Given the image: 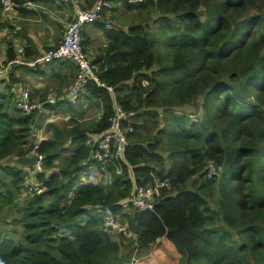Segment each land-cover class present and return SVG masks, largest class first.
Listing matches in <instances>:
<instances>
[{
  "label": "trees",
  "instance_id": "16d2710c",
  "mask_svg": "<svg viewBox=\"0 0 264 264\" xmlns=\"http://www.w3.org/2000/svg\"><path fill=\"white\" fill-rule=\"evenodd\" d=\"M1 1L0 33L6 23ZM15 1L22 17L37 13L26 8L28 0ZM97 1L82 0L86 9ZM121 3L138 16L157 13L156 30L144 23L128 31L105 29L107 14L113 17L116 8L102 13L94 24L105 30L107 44L91 61L105 87L91 82L78 100L92 103L101 117L91 129L79 119L83 111L73 112L72 125H52V136L38 149L45 159L42 171L16 166L14 159L31 154L30 133L44 115L19 110L15 86L0 90V218H10V231L0 228V264H112L117 258L130 263L134 250L123 252V235L120 242L111 239L103 228L105 214L119 217L147 254L159 240L141 264H264V0ZM152 31H158L156 38ZM83 38L88 52L85 32ZM156 39L172 47L170 64L162 61ZM25 53L35 54L34 43ZM6 54V62L17 56L13 44ZM108 87L124 110L138 113L134 132L128 134L125 160L109 164L107 182L81 184L82 173L97 166L88 136L98 138L111 126L114 97ZM239 97L257 103L243 104ZM195 101L203 112L200 122L173 113ZM205 157L229 166L217 208L208 198L220 182L206 178ZM129 166L140 186L153 184L154 177L168 183L154 210L123 207L133 193ZM31 185L43 191L33 194ZM219 216L228 226L218 225Z\"/></svg>",
  "mask_w": 264,
  "mask_h": 264
},
{
  "label": "built area",
  "instance_id": "2783aa9c",
  "mask_svg": "<svg viewBox=\"0 0 264 264\" xmlns=\"http://www.w3.org/2000/svg\"><path fill=\"white\" fill-rule=\"evenodd\" d=\"M60 5L69 6L74 12L73 19L65 27L61 42L55 46L44 50L35 57H26L25 48L20 47L17 49V56L12 60L5 63L0 62V79L6 78L14 69L20 66L30 67L36 70L38 66H43L53 62L63 63L70 62L77 68V75L73 85L67 92V101L71 103L78 102L80 96L84 92L89 83H95L97 86L105 87L94 71L91 58L88 52L85 51L83 45V32L87 25L94 24L102 19V13L113 9L114 4L126 2L128 4H141L145 0H98L94 8L86 9L83 6L82 0H50ZM117 1V2H116ZM116 2V3H115ZM120 2V3H119ZM1 18L5 22L7 19L15 16L18 11V4L15 0H2L1 1ZM26 5H32L31 0H28ZM105 29H111L112 24L104 21ZM146 84V82H145ZM114 97V115L111 118L110 128L100 135L98 138L95 136H88L87 145L94 149L93 156L97 166L90 168L81 175L80 183L95 182V177L101 173L108 171V166L114 160H125V152L129 146L128 134L134 132V124L138 115L135 111H126L117 102L115 92L112 87L107 88ZM54 100L38 101L32 100L31 92L29 89H22L17 97L15 106L21 110L25 115H42L49 111V103H54ZM39 132L42 130H32L31 135L38 137ZM42 138L39 145L33 147L31 155H37L39 160L33 167L34 170L42 171L44 164V156L38 153ZM129 170L133 178V193L130 200L123 204L126 210L133 209L136 212L154 210L155 204L162 196V189L168 187L165 181H159L154 177V183L151 185L140 186L134 177L132 167ZM97 171L98 173H93ZM121 169L117 170L121 174ZM222 172V166L208 161L204 173L208 179L214 176L219 177ZM30 192L41 193L43 189L38 185H31ZM103 228L110 234L124 235L126 238L131 237L132 233L128 230V226L121 223L118 217L105 214L103 216Z\"/></svg>",
  "mask_w": 264,
  "mask_h": 264
},
{
  "label": "rangeland",
  "instance_id": "374dc122",
  "mask_svg": "<svg viewBox=\"0 0 264 264\" xmlns=\"http://www.w3.org/2000/svg\"><path fill=\"white\" fill-rule=\"evenodd\" d=\"M52 3L57 4L55 2H52ZM122 4L123 3L115 4V8L116 9L112 13L113 17H110L111 14H109L107 19L105 20V22L111 23L113 28L117 27L118 29H123L125 31H128L130 26L138 25L139 23L147 24L148 27L151 30L155 29L154 20L158 17L157 13H155V12H146L142 16H138V14L136 15L135 11L128 10ZM36 9H37V11H36L37 13L40 14L41 11H43L44 14H41V16H40V15H37V13H36L34 16L33 15L25 16L26 18L17 17L16 20L14 19L15 21L13 20L14 21L13 24H15V27H13V31L12 32L14 33L15 29L17 27H20L21 29L19 31H16L17 33H14V34L17 35L16 39L20 40V39H22V35L20 34V32L23 30V26L24 25L26 27H28V28L31 25L32 26V30H35V27H36L35 25H40V27H39L40 32L44 33V31L46 29V41L47 42L44 43L45 36L43 34H42V36H38L39 41L44 43L43 49H45L46 45H49L52 42H56V40L59 38V35H61V38L63 37V34L65 32V27L73 19L74 12H73L72 8L69 11L65 7H60L59 5H53V4H48L47 6H45V10H40L39 11L37 7H36ZM38 16L41 18L40 22H37V20H36V17H38ZM10 23H12V21H10ZM41 25L43 26V28H41ZM60 26L62 27V29L60 28ZM39 30H37V31L39 32ZM92 30H94L95 33H97V34L102 32V35H101L102 37H101L100 40H97V42H93V44L91 43V45H89L91 50H88V54H89L91 60L93 59L96 50H98V48H103L107 44V37H106V34H105V30H102L99 27H97V29H95L94 25H87L85 27V31L87 32L88 36H89V34L92 33L91 32ZM152 32H153L154 37L156 38L157 35H158V31H152ZM95 33H94V35H95ZM103 35H104L105 38L103 37ZM98 37H100V36H97L96 38H98ZM105 40H106V43H105ZM156 43H157V49L159 50V52L162 55V57H161L162 61L164 63H169L170 64V60H171L170 59V54L172 52V47L169 44L161 43L158 39H156ZM100 50H99V52H100ZM89 51H91V52H89ZM53 67L56 68V65H54ZM70 68L73 69L74 72L77 73V70L75 69V66L73 64H72V66H70ZM184 82H185L186 85H191L192 84V80L191 79H184ZM221 83L222 82H220V84ZM71 85H70V87H71ZM68 86H69V84L66 83V87H68ZM7 88H8V86L5 89H7ZM69 88H68V90H69ZM233 88H235V87H233ZM54 90H56V89H54ZM82 99H83V97H82ZM238 101L240 103H243V104L246 103V104H250V105L257 103V100L255 98L239 97ZM199 103L200 104L203 103L202 98H199ZM85 104H87V100L84 99L82 101V103H78V104H77V102L74 103V104H70L69 103V104H67L68 106H63V107H57V105H55V106L51 105L49 107V111L50 112H54L55 114L53 116L55 118H57L55 126H59V127L63 128L65 125L69 126V125L74 124V121L76 120V117L73 114V112H75V111H83L84 114L81 115V117H79V119H81V123L84 125L85 128H87V129L90 128L91 129V126H94L96 124V122L100 119L102 111L97 109L92 103L89 104L86 107L87 108L86 109L85 108ZM196 104H197V101H195L194 103L191 102L190 104H187V105H184V106H179V107L173 108V113L177 112V114H179V115H185L186 114L187 116H189L191 118V120H195V121H199L200 122V120L203 119V112L198 111V109L196 108ZM177 105H180V104L178 103ZM51 107L53 109H51ZM59 108L61 110L62 109L65 110V111H58ZM67 114H69L68 118H66ZM40 115H39V117H40ZM64 118H66V119H64ZM44 121H45V118H41L40 117L39 118V125H41V123L43 124ZM75 122H77V120ZM52 125H53L52 123L49 124V131H51V132H52V127H51ZM42 138H45L44 131L39 132V136L38 137H33L31 135V140H32L34 146H36L37 144L39 145V141ZM132 139L136 140V137H133ZM164 156L166 158H168V155L166 153L164 154ZM208 161H212L215 164H218L219 166H222L221 175L219 177L214 176L213 178L210 179V180H212V179H216L217 180L218 179L219 182H220V183H218V181H216V184L213 187L212 197L208 198V201L210 202L212 207L213 208L214 207L217 208L216 207V202L220 201V200L222 201L223 198H224V193H223L222 190H219V188L221 187V185L224 182L226 183V181H227L229 166H228L227 162H224V164H223V163H219V162L215 161L214 159H212L210 157H205L204 160H203V165H204L203 169L205 168V166H206ZM57 164H58V167H59L62 164V161L60 163H57ZM242 166H243V164H242ZM245 172H246V170H244L242 172V175H244L243 178H245ZM93 173H98V172L97 171H93ZM108 179H109V177H108L107 173H106V175H100L99 174L95 178V182L96 183H98V182L101 183L104 180H105V182H107ZM191 183L193 184V181H191ZM199 185H201V183H198V186ZM243 191H244V195H246L247 194V190L243 189ZM261 194H262V192L258 195V198L261 196ZM1 214H2V217L0 218V220H1L0 221V228L5 233H8L10 231V229H9L8 225H5V222L6 221L7 222L10 221L9 214H7V213H1ZM118 219L120 221L119 217H118ZM217 223H218L219 226H222V227L228 226L225 218L221 217V216H219L217 218ZM113 237L118 240V239H120L121 236L120 235H115ZM121 241H122V243H126L127 244L124 247L123 252H131L132 250H134V240H124V239H122ZM154 245L151 246V250H150L149 254H147L146 251L140 249V251L138 250L137 253H135V251H134L133 257H136L137 259H141V257H143V256L147 257L149 255H152L153 251H154ZM118 259L119 258L114 259V260H112V262H115Z\"/></svg>",
  "mask_w": 264,
  "mask_h": 264
},
{
  "label": "crops",
  "instance_id": "0c3cea01",
  "mask_svg": "<svg viewBox=\"0 0 264 264\" xmlns=\"http://www.w3.org/2000/svg\"><path fill=\"white\" fill-rule=\"evenodd\" d=\"M31 2L35 5L34 6L26 5V8H28L30 10L34 9L35 11H37L36 7L38 8L39 11L45 10V6H47L48 4L59 5L60 7H65L69 11L71 10V8L68 6L60 5L58 3L54 4L50 0H33ZM41 14H44L43 11H41L40 14L37 13V15H40V16H41ZM107 15H109V14H107ZM33 16H34V14H33ZM17 17L22 18V16L20 15L19 12L15 16H13L12 18L7 19L5 21L6 23L3 22L5 24V27L0 33V62L1 63L6 62V59H7L6 53H7L9 44H13L15 46V48L18 49L20 47L26 48L30 44V42L34 43L35 54L32 57L38 56L39 54H41V52H43L45 50V49H43V45L45 42H47L46 41V29H45L44 33L40 32V30H39L40 25H35L36 26L35 30H32L31 25L29 26V28L24 25L23 30L20 32V34L22 35V39H20V40L16 39L17 35L14 33H17L16 31H19L21 29L20 27H17L15 29L14 33L12 32L13 27H15V24H13V23ZM24 18H26V17H24ZM36 20H37V22H40L41 18L38 16V17H36ZM10 21H12V23H10ZM91 25H94L95 29H97V27H98L97 26L98 24H91ZM41 28H43L42 25H41ZM37 30H39V32ZM84 32L86 34L85 39H88V40L90 39V45H91V43L93 44V42H97V40H100L102 37L101 36L102 32L97 34V33H95L94 30H92L91 31L92 33L89 34V36L87 35V32L85 30H84ZM94 33H95V35H94ZM42 34L45 36L44 43L40 42L39 38H38V36H42ZM97 36H100V37L96 38ZM103 37H104V35H103ZM54 44H56V42L50 43V46H53ZM88 50H91L90 46H89ZM89 52H91V51H89ZM96 52H98V51L96 50ZM64 64H67V65H64ZM54 65H56V68L53 67ZM70 66H72V63H70V62H63L61 64L60 63H54V64L49 65V66H47V65L42 66L39 68L38 71H35L30 67L24 66V67L19 68L16 71L12 72L15 78H12L11 76L8 78H1L0 79V90L1 91H7V89L9 90L11 88V86H13V87L15 86L13 88V90H14V92H16L19 95L20 92L22 91V89L27 88L30 90L32 100H34L35 102L54 100L55 101L54 103H49V107L51 105H53V106L57 105V107L68 106L67 104H65L66 99H67V91H68V88L70 87V85L71 84L73 85V83L75 81V76H76V72H74V70L71 69ZM12 82H15V84H13ZM66 83L69 84L68 87H66ZM7 86H8V88L5 89ZM54 89H56V90H54ZM44 98H46V99H44ZM84 99L85 98H83L82 101ZM82 101L77 102V104L82 103ZM89 104H91V103L89 101H87V104H85V108ZM51 109H53V108L51 107ZM58 111H65V110H63V109L61 110L59 108ZM54 114H55L54 112H50V111L42 114L45 117V121L43 122V124L41 123L38 130L44 131V135H45L44 140L49 139L52 136L53 132L49 131V124L52 123L53 125H56L57 118H55L53 116ZM68 117H69V114H67L66 118H68ZM66 118H64V119H66ZM27 170L30 171L31 169H27ZM158 243H159V241H158ZM156 247H157V243L154 245V250ZM150 256L151 255H149L147 257L146 256L141 257V259H138V260H140L138 264H141L142 260L149 258ZM110 263H112V264H123L121 261H115V262H110Z\"/></svg>",
  "mask_w": 264,
  "mask_h": 264
},
{
  "label": "water",
  "instance_id": "95a60500",
  "mask_svg": "<svg viewBox=\"0 0 264 264\" xmlns=\"http://www.w3.org/2000/svg\"><path fill=\"white\" fill-rule=\"evenodd\" d=\"M39 160L37 155L24 156L14 159V163L16 166L24 167V168H33L36 162Z\"/></svg>",
  "mask_w": 264,
  "mask_h": 264
},
{
  "label": "clouds",
  "instance_id": "9594fccd",
  "mask_svg": "<svg viewBox=\"0 0 264 264\" xmlns=\"http://www.w3.org/2000/svg\"><path fill=\"white\" fill-rule=\"evenodd\" d=\"M114 7H115V5H114ZM113 27V26H112ZM105 28V27H104ZM83 174V173H82ZM100 175H103V173H101ZM97 177V176H96ZM95 177V178H96ZM207 178V177H206ZM126 212H129V211H126ZM112 236H115V235H119V234H111ZM124 236V235H123ZM113 241H116V242H120V240L118 239H115L114 237L113 238H111ZM124 240H134V251H135V253H137V251L139 250L140 251V249H138L137 248V246H138V244L135 242V238L133 237V234H132V236L131 237H125L124 236ZM159 241V240H158ZM158 241H157V243H158ZM156 244V243H155ZM127 244L126 243H123V249H124V247L126 246ZM134 254V253H133ZM139 261L140 260H138L136 257H134L133 258V256H132V259H131V262L130 263H126V264H138L139 263Z\"/></svg>",
  "mask_w": 264,
  "mask_h": 264
}]
</instances>
